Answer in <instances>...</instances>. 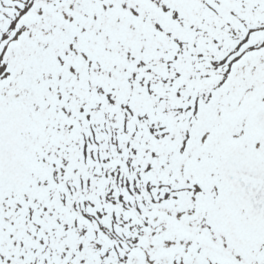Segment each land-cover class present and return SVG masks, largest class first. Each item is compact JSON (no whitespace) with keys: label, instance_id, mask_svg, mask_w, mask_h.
I'll list each match as a JSON object with an SVG mask.
<instances>
[{"label":"snow or ice","instance_id":"6c2138e0","mask_svg":"<svg viewBox=\"0 0 264 264\" xmlns=\"http://www.w3.org/2000/svg\"><path fill=\"white\" fill-rule=\"evenodd\" d=\"M0 264H264V0H0Z\"/></svg>","mask_w":264,"mask_h":264}]
</instances>
